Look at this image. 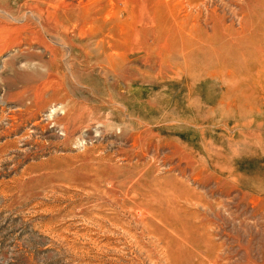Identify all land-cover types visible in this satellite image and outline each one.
<instances>
[{
	"label": "rangeland",
	"instance_id": "obj_1",
	"mask_svg": "<svg viewBox=\"0 0 264 264\" xmlns=\"http://www.w3.org/2000/svg\"><path fill=\"white\" fill-rule=\"evenodd\" d=\"M26 3L0 0V264H264V11L210 4L184 75L66 59Z\"/></svg>",
	"mask_w": 264,
	"mask_h": 264
},
{
	"label": "bare ground",
	"instance_id": "obj_2",
	"mask_svg": "<svg viewBox=\"0 0 264 264\" xmlns=\"http://www.w3.org/2000/svg\"><path fill=\"white\" fill-rule=\"evenodd\" d=\"M26 1V7L33 12H35L37 8H48L47 14L44 12L46 14L45 17L42 15L41 19L35 16L33 17H35V21L37 19L40 22V25L45 23L46 19L49 21L51 20V26L56 32L55 38L62 43L63 56L66 59L70 56L72 57L71 51L73 50L71 49L73 47L71 46H74L75 54L73 56L75 58L77 57L78 59V57H83V59H89L92 57V54L97 53V56L99 57L101 55V59H103L102 62L104 61L107 65L104 68H107L109 71H113L111 61L117 60L118 56L123 57L129 54L139 55L143 53L148 56L158 52L167 57L173 55L174 57H181L185 66L183 67L185 71L181 73L185 75L187 74L185 63L187 56L194 48L196 50H204L206 44L209 45L210 41L212 42L220 38L219 31H221L223 26L222 17H218L214 9L209 12H206L207 10L205 9L208 8L210 4H214L220 0ZM244 1L245 6L242 8H249V12L256 17V22H258L260 16L257 15L256 10L261 8L262 11H264V0ZM49 8L52 10H49ZM177 8L194 9L195 14L193 15L191 12H188L180 16V12L176 11ZM262 14L264 13H261V15ZM202 15H204V17H202ZM238 15H241V13ZM242 16L244 17V15ZM246 20L248 21V17ZM245 23L246 22L242 19L241 24L243 25ZM208 30L210 34L207 32ZM141 39H143L145 43H150V46H138ZM218 40L217 42H220V39ZM126 41H133L136 45L128 50L127 53L119 51L117 49V44L120 43L121 45L122 42ZM68 44L71 45L69 48L67 47ZM210 45L213 44L211 43ZM214 47L216 48V46ZM109 50L111 51L109 52ZM149 57L148 59H150ZM88 65H91V63ZM116 65H118V63Z\"/></svg>",
	"mask_w": 264,
	"mask_h": 264
}]
</instances>
